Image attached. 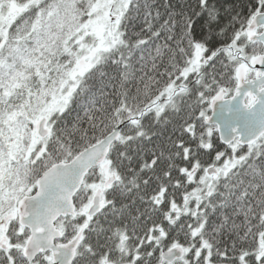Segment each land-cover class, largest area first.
<instances>
[{"label":"trees","instance_id":"obj_1","mask_svg":"<svg viewBox=\"0 0 264 264\" xmlns=\"http://www.w3.org/2000/svg\"><path fill=\"white\" fill-rule=\"evenodd\" d=\"M97 1L0 0V10L19 7L0 49V214L33 194L52 166L121 128L107 171H91L74 199L77 217L56 224L61 243L83 231L73 264H160L162 253L150 247L155 237L166 251L181 248L189 264H256L264 245V137L237 148L236 163L210 186L195 187L188 176L195 166L218 165V153H226L204 120L218 93L231 96L240 64L264 55L246 37L264 0H127L120 41L81 76L64 111L50 119L44 148L26 160L30 112L49 107L61 92L76 64L70 43ZM198 53L200 68L185 76ZM172 89L176 94L161 103L167 106L162 112L156 103ZM22 128L11 162L9 135ZM207 130L212 136L202 137ZM99 188L103 206L90 219L86 211ZM194 191L201 198L195 211L192 198L186 216L169 218L170 204L184 211ZM9 235L21 248L13 264H27L21 251L28 233L16 219ZM48 257L34 264H49ZM7 258L0 251V264Z\"/></svg>","mask_w":264,"mask_h":264},{"label":"water","instance_id":"obj_2","mask_svg":"<svg viewBox=\"0 0 264 264\" xmlns=\"http://www.w3.org/2000/svg\"><path fill=\"white\" fill-rule=\"evenodd\" d=\"M43 1L32 0V3ZM246 37L249 43L259 44L264 50V12L253 17ZM248 69L255 71V77L250 81L246 80ZM235 77L237 86L232 96L226 99L224 91L218 93L210 103V113L204 124L215 128L221 146L227 148L237 143L240 148H248L264 137V55L251 60L248 67L244 64L239 66ZM44 125L45 121L40 122L37 130L41 139L48 135ZM120 134L121 128H117L70 162L54 165L37 180L35 192L19 201L16 220L18 227L28 233L22 253L27 264H34L41 255H49L51 264L74 263L83 231L68 243L56 244L63 239L56 224L60 220L77 217L75 197L92 170L102 166L103 170L107 169L104 164ZM206 173L208 176L218 174L215 167ZM101 206V191H97L86 216L93 218ZM183 258L184 252L178 247L162 253L160 264H174Z\"/></svg>","mask_w":264,"mask_h":264},{"label":"rangeland","instance_id":"obj_3","mask_svg":"<svg viewBox=\"0 0 264 264\" xmlns=\"http://www.w3.org/2000/svg\"><path fill=\"white\" fill-rule=\"evenodd\" d=\"M18 9L19 7H17L15 4H11L7 7L4 6V8L0 10V49L3 45L2 37L6 36V33L11 27L12 22L15 20V16L18 13ZM126 9L127 0H98L97 3L93 6L87 22L84 24L79 33L72 39L70 43V48L72 52L71 54H74L76 56V64L72 71L69 72L66 83L63 85L61 92L58 93L57 97L49 107H46L43 110L40 109L39 106H35V110L30 112V114L34 113V117L36 118L33 117L32 119V140L28 148L26 160H29V158L34 153H36L39 148H44L45 146V141L47 137L41 139L37 136V128L40 122L43 120L46 121L44 129L49 134L51 131L49 121L53 116L60 114L64 111L68 100L67 94H69L70 91L76 88L81 76L91 67L97 64L103 58V56L107 52H109L114 46H116L120 41V23ZM200 65L201 54L198 53L195 55L192 65L190 69L186 72L185 76L198 71ZM26 89L30 88L26 87ZM176 91V89L175 91L174 89L169 90L164 96H162V99L156 103V106H160V110H162V112L167 107V103L170 102V100L174 97ZM161 103H165L166 105ZM24 133V128L18 130L14 129L12 131V134L9 135L8 145L11 150L10 154L13 158L11 162H14L17 157V154L19 153L20 142ZM205 135L207 138L211 137L212 131H206L202 137H204ZM236 150V145L232 146V149L230 150L233 155V157L230 159L232 164L236 163V158L234 157V155L236 154ZM224 162L225 160H223L219 166H215L219 173L217 177L207 175L206 171L209 168L213 167L211 165L206 167L203 171H200L198 173L196 171L197 175L195 177L189 176L188 182L194 184L195 187L203 189L210 186L211 184H213V182H216L220 176L222 177L225 174L226 170L223 167ZM196 169L198 170V168L195 166L194 171ZM227 171L229 172L230 170L228 169ZM99 186L102 187V184H100ZM95 190L96 189H94V191ZM159 196L161 197L162 195ZM192 198L194 199L193 210L195 211V208H197V204H199L201 198L199 197L198 193L194 191L189 195V197L184 200V204L185 206H187L184 211L178 209L176 204L171 203L169 206L170 212L168 214V217L171 218V216L173 215L186 216V211L192 203ZM18 203L19 202H17L15 206L8 212L0 214V251L2 250V248H4L3 251L6 253L7 257L10 258V260H12L13 254L15 252L21 250L18 245H13L11 243V236L9 235L10 226L12 225L13 220L16 219ZM154 239V242H150V247L156 248L160 253L167 252L162 247V243L160 241L162 240V237H155ZM176 248H178V246L174 245L169 248V250ZM47 261L50 264L49 257ZM174 264H189V262L186 260L184 255V258L182 260L177 261ZM256 264H264V245L256 256Z\"/></svg>","mask_w":264,"mask_h":264},{"label":"flooded vegetation","instance_id":"obj_4","mask_svg":"<svg viewBox=\"0 0 264 264\" xmlns=\"http://www.w3.org/2000/svg\"><path fill=\"white\" fill-rule=\"evenodd\" d=\"M249 72V71H248ZM233 93V92H232ZM231 96H232V94H231ZM231 96H227V94H226V96H225V98L226 99H228V98H230ZM206 119V118H205ZM206 127H208V126H206ZM192 129H193V127H191ZM210 128H213L214 130H215V128L214 127H211L210 126ZM190 130V129H189ZM208 131V130H207ZM212 131V130H211ZM189 133L190 134H192L193 133V130L190 132L189 131ZM212 136V135H211ZM218 140V139H217ZM218 143H219V141H218ZM220 144V143H219ZM234 145H236L237 146V148H240L238 145H237V143H233L230 147H227L226 148V153L224 152H222V153H218V155H217V157H216V161H217V164L218 165H215V166H219L220 165V163L223 161V160H225V162H224V165H223V167L225 168V174L224 175H226L227 173H228V169L230 170V168H231V165H232V163H231V161H230V159L233 157V155H232V153L230 152V150L232 149V146H234ZM223 147V146H222ZM223 148H225V147H223ZM229 154H231V158L230 159H227L228 157L226 156L228 153ZM223 158V159H222ZM226 159H227V161H226ZM211 166V165H210ZM216 168V167H215ZM217 170V169H216ZM196 171H197V173L198 172H200V171H198L197 169L194 171V172H187V174L189 173V176H193V177H195L196 175H197V173H196ZM218 172V171H217ZM219 175V173L215 176V177H217ZM189 176H188V178H189ZM156 199H159V198H157L156 197ZM157 205H161L162 204V201L161 202H159V203H156ZM6 240V239H5ZM3 249L4 248H2V250L1 251H3ZM4 252V251H3ZM48 257L49 255H41V256H39L38 258H40V257ZM37 258V259H38ZM49 258H50V256H49ZM12 259H13V257H12ZM36 259V260H37ZM7 260H8V262H7V264H11V262H12V260H10V258H7ZM3 261H5V260H3ZM12 264H13V262H12ZM50 264H51V260H50Z\"/></svg>","mask_w":264,"mask_h":264}]
</instances>
